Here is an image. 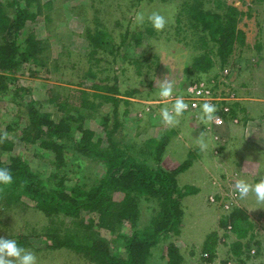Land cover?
Listing matches in <instances>:
<instances>
[{
    "label": "rangeland",
    "instance_id": "374dc122",
    "mask_svg": "<svg viewBox=\"0 0 264 264\" xmlns=\"http://www.w3.org/2000/svg\"><path fill=\"white\" fill-rule=\"evenodd\" d=\"M46 1H50L48 8L42 10L33 26L36 38L47 43V49L41 57L45 66L38 68L39 76L36 78L27 75L28 65L25 66L21 73L16 74L14 80L6 82L7 86L4 90L0 89V133L6 130V127L9 128L7 139L14 144L11 151L0 153L1 160L6 161L9 156H20L28 163L31 170L42 174H47L51 170L49 154L35 148V145L31 146L28 142H19L16 135L23 124L20 118L24 116V102L29 97L37 103L41 111L47 112L53 119L56 118L57 113H54V107L47 103L49 89L53 86L58 88L61 96L71 94L70 90L75 89L87 91L95 108L89 114L87 110H81L82 122L83 127L92 130V141L99 138L97 148L106 146L105 136L109 132L112 142L119 148L127 149V154L136 156L143 149L145 140L150 137L158 138L167 133L170 128L174 130L175 126L165 125L161 117V108L165 106L171 108L174 100L171 98L165 100L158 95L159 84L162 80L175 81L176 86L172 97L180 96L188 83V81L184 82L186 76L183 73L184 62L190 61L191 56L196 52L189 45L178 42L174 37L173 39L169 36L171 39L168 41L163 38L164 32L171 30L170 28L174 25L175 6L179 0H140L139 2L135 0H40L41 3ZM225 3L232 5L240 12H245L237 24V28L244 32V45L236 47L224 67L220 68L215 62L204 74L197 77L187 75V78H196L194 81L202 80L206 83L210 80L215 82L217 90L221 93L228 91L233 95L229 104L236 102V99H245L243 101L245 108L242 107L244 111L236 112L237 125H240L242 121L240 122L239 118L242 120L249 117L264 119V101L257 100L264 99V0H225ZM94 9L97 11L92 14ZM153 11L160 12L168 19L165 28L162 31H156L155 37L143 38L144 41L136 49L131 42L118 50L120 54H126V60L132 59L137 52L140 53L139 75L135 72L134 66L125 64L127 63L125 60L119 62L118 59L109 63L110 58L106 56L98 63H91L93 66L96 65L95 69H98L95 74L97 79L105 76L110 82L112 76L117 75L119 92L135 90L134 96L127 98V105L117 102L114 112L110 102L92 95L100 91L96 92L89 88L91 82L89 77L85 78L82 84L79 82L78 77L82 75L89 63L86 57L90 58L86 54L87 41L83 37V28L87 26L91 29L95 24L91 16L97 14L99 23L103 25L100 24L102 28L106 27L111 33L113 42H117L118 35L125 29L136 32L148 26L155 30L147 20V15ZM138 12L145 14L142 25L135 21ZM43 15L47 16V20L43 21L41 18ZM84 53L86 57L83 56ZM151 55L154 58L157 56L154 60L155 64L152 63L151 68L145 71L146 64L149 63L147 58ZM29 67L31 68L30 65ZM18 87H24L28 92L21 96L19 92L14 91V88ZM117 97L122 98L120 101L126 100L125 97L118 95ZM123 111L126 114L121 115ZM183 115L191 117L188 112ZM196 121L200 122V117ZM219 132L217 131L216 134L220 140L214 142L202 129V133L206 136L208 152L215 144L223 146L226 143ZM173 136L172 132L168 133L167 142L161 154H174L176 167L182 163L183 159L190 157V153L185 155L181 152L176 153L175 151L178 150ZM252 154H256L259 163L257 173H253L252 169L253 174L249 175L236 173L238 175L235 177L220 176L224 171L223 167L226 174L233 173L235 170L234 164L229 165L230 163L219 159L228 156L226 159L235 163L243 160L254 162ZM65 156L70 169L67 171L69 181L65 182V185H72L76 181L75 177L72 178L75 171L80 181L85 183L92 182L103 172L100 161L95 157L80 156L71 151ZM222 157L216 161L204 163L201 169L206 172V175L198 168L195 171L193 164L177 174V187L184 188L188 192L180 199L184 213L179 234H170L166 240L153 248L148 264L166 263V245L170 241L179 248L183 258L182 264H264V204H258L252 193L243 199L239 194L237 198L231 199L235 208L252 211L249 215L246 214L252 222L251 232H248L245 238L238 239L231 224L228 223L227 217L230 212L223 209L218 201V197H228L231 194L237 179H245L254 184L261 175H264V149L257 150L253 144L248 146L241 141L236 144V147L232 143H227ZM150 161L151 159H148L149 164L153 165ZM212 176L217 178L216 186L215 180L211 179L213 184L210 183ZM213 186L216 188L218 186V189L215 191ZM209 198H212L213 202ZM151 210L152 205L149 203L141 201L138 204L140 216L137 227L142 228L148 224L153 215ZM49 222L27 201L11 207L0 206V237L33 236L35 233H40ZM223 223H227L226 227H223ZM121 231L129 234L131 231L129 224L126 223ZM212 233L216 236L215 252L213 260L208 262L205 260L207 254L203 252V249ZM101 234L103 235L104 232ZM236 241L244 244L240 255H235L231 248ZM42 246L40 245L41 249ZM32 248L26 249L35 253L37 264H92L89 260L70 251L37 252Z\"/></svg>",
    "mask_w": 264,
    "mask_h": 264
},
{
    "label": "trees",
    "instance_id": "16d2710c",
    "mask_svg": "<svg viewBox=\"0 0 264 264\" xmlns=\"http://www.w3.org/2000/svg\"><path fill=\"white\" fill-rule=\"evenodd\" d=\"M49 4L50 1L41 3L40 0H0V89L4 90L6 82L14 80L25 66L28 65L26 72L31 78L38 77V68L45 66L41 57L47 43L36 38L33 26ZM96 11L94 9L92 14ZM174 14V25L164 32L163 38L168 41L171 39L169 36L174 37L196 51L190 61L184 62V82L194 81L196 78H187V75L197 77L204 74L215 62L220 68L224 67L236 47L244 45L245 35L237 24L245 12L226 4L225 0H179ZM97 16H91L95 23L91 29L87 26L83 28V37L87 41L86 54L90 58L83 54L89 63L78 79L82 84L89 77V88L100 91L92 95L110 102L115 112L117 102L127 105V98L133 97L135 90L119 92L117 75H113L110 82L105 76L97 79L95 74L98 69L91 63H98L106 56L110 58L109 63L125 60V64L134 66L139 75L140 53L126 60V54H120L118 50L131 42L136 49L144 41L143 38L155 37L156 30L148 26L136 32L125 29L118 35V41L113 42L111 33L106 27L102 28ZM41 18L47 20L46 15ZM156 57L151 55L147 58L149 63L145 71L151 68L152 63L155 64ZM14 91L21 96L28 92L24 87L14 88ZM70 91L71 94L61 96L58 88L53 86L49 89L47 103L54 107V113H57L55 119L41 111L30 97L24 102V116L20 118L23 124L16 138L48 153L51 170L42 174L31 170L20 156H9L6 161L0 157V168H8L13 175L10 185H0V206L11 207L27 201L50 222L33 236L3 238L14 239L19 246L25 249L33 247L37 252L70 251L92 264H148L153 248L170 234H179L184 213L180 199L188 192L177 187L176 175L187 167L189 161L187 159L173 169L160 168L159 159L168 134L145 140L143 149L136 156L127 154V149L119 148L112 142L109 132L105 136L106 146L97 148L100 140L98 137L95 141L91 140L92 130L83 127L81 115L84 109L89 114L95 104L87 91ZM117 95L126 100L120 101L122 98ZM228 107L231 117L243 111L237 103L228 104ZM124 114L125 111L121 115ZM8 130L6 127L0 135ZM13 146L10 139H5L0 142V153L11 151ZM69 151L98 159L103 168L102 174L85 183L80 181L75 171L72 178L75 177L76 181L65 185L69 181L67 171L70 169L65 156ZM219 200L227 203L228 198L220 196ZM141 201L152 205L153 215L146 226L139 228L138 204ZM228 208V223L238 239L245 238L251 232L252 222L243 210L234 205ZM126 223L131 229L129 234L121 231ZM226 225L223 223V227ZM215 238L214 233L210 234L204 245L203 252L207 254L205 260L208 262L214 258ZM40 245H43L42 249ZM243 247L244 244L239 241L231 246L235 255H240ZM182 263L179 248L174 242H168L165 264Z\"/></svg>",
    "mask_w": 264,
    "mask_h": 264
},
{
    "label": "crops",
    "instance_id": "0c3cea01",
    "mask_svg": "<svg viewBox=\"0 0 264 264\" xmlns=\"http://www.w3.org/2000/svg\"><path fill=\"white\" fill-rule=\"evenodd\" d=\"M237 101L234 103H237L239 108H245L243 101H245V99H236ZM260 101H264V99H257ZM242 101V102H241ZM242 108V109H243ZM244 111V110H243ZM242 111V112H243ZM184 118V119H182ZM247 118L246 120H242V124L240 125H231L228 124L225 127L221 128L219 131L220 135L224 138V143L227 145V143H232L234 147H236V144L241 141L243 143H245L246 145H251L253 144L254 148H256L257 150H261L264 149V119H260L259 118ZM179 124L176 125L174 127V130H172L171 128L168 130V132L164 133V134H168L170 132H172L174 134L173 136V140L175 141V146L177 148L178 151H175L176 153L181 152L183 155H185L186 153H190V157H188V161L190 160V163L187 165L188 167L193 164V166L195 167V171L196 169H200L202 171V166L204 167V163L207 164L209 161H216L217 159H219V157L221 158L223 155V146L222 144H215L212 148L211 151L208 152V150H201L199 148V146L196 143L197 138L200 136V134L202 133V128H200V123H198V121H196L194 118L190 117V115H182L181 118L179 119ZM241 122V121H240ZM174 131V132H173ZM152 138V137H150ZM239 138V140H238ZM206 139V136H205ZM166 145V144H165ZM164 149V148H163ZM175 153V154H176ZM251 157H253L252 159L254 160V162H252L251 160L248 162H244L243 161H239L237 163L232 162L230 159H226L228 158V156H224L219 160H225L224 162H228L231 164H234L233 169L235 170L233 173L230 172L228 174H226V170L223 167V172L220 174L221 177H224L223 175H230L232 177H235L236 173H240V174H244V175H249V174H253V173H257V169H258V161H257V156L256 154H252ZM174 158L175 155L174 154H161L160 155V159H159V166L160 168H164V169H172L175 167L174 164ZM187 159H183L181 162L187 160ZM232 162V163H231ZM176 163V162H175ZM187 167V168H188ZM186 168V169H187ZM185 169V170H186ZM252 169L254 170L252 173ZM229 172V171H228ZM202 173L204 175H206L204 171H202ZM179 174V173H178ZM177 176V175H176ZM215 180V186L218 184L217 182V178L215 179V177H211L210 178V183L213 184L212 180ZM219 179V178H218ZM213 186L214 190L216 191L218 189ZM221 189H219L220 191ZM220 193V192H219ZM224 193V192H223ZM242 209V208H241ZM243 210V209H242ZM247 215H249L250 213H252V211H248V210H243Z\"/></svg>",
    "mask_w": 264,
    "mask_h": 264
},
{
    "label": "clouds",
    "instance_id": "9594fccd",
    "mask_svg": "<svg viewBox=\"0 0 264 264\" xmlns=\"http://www.w3.org/2000/svg\"><path fill=\"white\" fill-rule=\"evenodd\" d=\"M147 20L156 31H162L168 19L158 11H153L147 15ZM137 24H143L145 21V14L138 12L135 16ZM176 86L175 81L162 80L159 84L158 95L162 99H169L173 96ZM189 105L184 101L182 96H177L172 103L171 108L165 106L161 108V117L165 125L174 127L179 124V118L188 110ZM217 108L210 102H205L200 105V120L205 123H211L216 120L220 122L215 116ZM9 134L5 131L0 135V142L7 139ZM197 145L203 151L207 149V141L205 134L201 133L196 140ZM13 182V175L8 168H0V185H10ZM236 192H238L241 199L249 196L250 193L255 195L258 204H264V175L254 184L249 183L245 179H237L234 184ZM0 264H37V256L29 249H25L18 245L14 239L0 237Z\"/></svg>",
    "mask_w": 264,
    "mask_h": 264
},
{
    "label": "built area",
    "instance_id": "2783aa9c",
    "mask_svg": "<svg viewBox=\"0 0 264 264\" xmlns=\"http://www.w3.org/2000/svg\"><path fill=\"white\" fill-rule=\"evenodd\" d=\"M217 89L218 88L215 86V82H212L211 80L209 83H206L202 80L191 81L186 84L182 94L180 95L189 105L186 112L190 113L191 117L195 120L200 117V105L205 102H210L216 106L217 112L215 113V116L220 122H217L216 120L208 124H205L202 121L198 122L200 123V127L203 129L205 134H209L214 142H218L220 140V137L216 134L217 131L228 124L233 126L238 124L237 117L229 116L228 104L230 103L229 101L233 99V95L228 91L223 94ZM175 98L176 97H171L173 100H175ZM237 194L238 193L235 190L231 191V194H229L227 197V203L221 202V200H219V204H223L221 205L222 208L229 211V206H235V204L231 202V199L237 198ZM209 199L211 202H213L212 198ZM228 228H230V226Z\"/></svg>",
    "mask_w": 264,
    "mask_h": 264
}]
</instances>
